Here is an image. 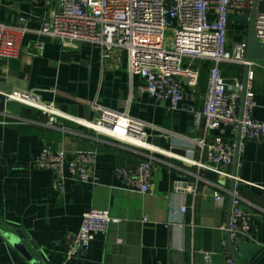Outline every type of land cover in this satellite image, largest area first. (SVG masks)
I'll return each mask as SVG.
<instances>
[{"label":"crops","instance_id":"1","mask_svg":"<svg viewBox=\"0 0 264 264\" xmlns=\"http://www.w3.org/2000/svg\"><path fill=\"white\" fill-rule=\"evenodd\" d=\"M54 7L47 0H0V22L15 24L28 18L31 30L50 20ZM230 15L228 49L247 41L250 21ZM43 44L37 48V43ZM16 59H0V88L36 91L43 103L67 116L96 121L102 106L151 124L152 149L144 150L96 135L69 120L48 124L47 114L26 108L24 117L0 111V264H228L233 260L225 227L229 220L232 179L204 175L192 162H206V153L196 142L215 137L237 140L230 127L206 130L202 116L210 62H194L199 79L185 85V99L178 112L158 102L145 91L139 75L131 76L127 52L115 50L103 58L100 47L82 44L65 48L51 39L27 34ZM254 69L253 89L257 106L254 118L264 122V61ZM224 78L245 80L246 67L222 63ZM23 74L24 77L20 78ZM12 89V90H13ZM195 109L190 112L189 108ZM36 117L27 115L28 111ZM171 134L162 137V131ZM161 139V146L154 140ZM64 150L70 159L77 153L97 150L96 183L68 179L65 193L56 188L55 175L35 166L43 148ZM151 161L154 194H142L116 178L117 167H136ZM234 164L227 168L234 173ZM236 174L239 194L251 229L247 244L261 248L252 262L264 264V142H248L239 157ZM196 185L195 194L172 191L174 181ZM105 209L122 223L112 224L106 235H96L90 250L67 261V234L78 232L82 214ZM185 208V212L182 209ZM118 240H122L118 243Z\"/></svg>","mask_w":264,"mask_h":264},{"label":"built area","instance_id":"2","mask_svg":"<svg viewBox=\"0 0 264 264\" xmlns=\"http://www.w3.org/2000/svg\"><path fill=\"white\" fill-rule=\"evenodd\" d=\"M256 0H47L55 8L50 20L40 29L31 30L28 18L20 16L15 24L0 22V59H16L19 47L27 34L51 38L65 48L82 44L100 47L103 58L115 50L127 52V68L131 76L139 75L145 91L158 102L168 103L172 112H178L185 99V85L196 86L199 72L194 62H210L202 116L206 130L230 127L237 140L215 137L210 143L204 139L196 144L206 153V162H192L198 168L235 181L234 191L219 188L216 202L224 200L223 193L232 198V213L225 227L228 237L236 242L249 235L251 225L244 211V199L239 194V179L226 171L234 164L236 150L239 157L245 154L248 142H264V122L253 116L257 106L253 89L254 69L257 61L247 59V41L236 43L228 49L230 15L237 12L251 20ZM264 1V0H260ZM257 39L264 44V13L255 19ZM38 42L36 47L41 48ZM231 63L248 68L245 80L229 83L223 76L220 64ZM244 95L243 111L241 100ZM6 101H17L48 115V124L61 125L69 120L93 131L96 135L135 148L150 150L148 129L151 124L102 106L96 121L67 116L52 105L42 102L36 91L13 89L3 93ZM190 112L195 109L190 107ZM9 115V114H8ZM12 116V115H11ZM162 131V137L171 133ZM97 150L77 153L70 159L64 150L51 151L45 147L36 157L35 166L52 171L60 195L65 193L68 179L79 183H96L94 168ZM115 176L126 187L142 194H154L151 181L152 163L145 161L136 167H117ZM172 191L195 194L196 185L177 180ZM185 212V208L182 209ZM122 223L105 209H89L82 214L80 228L67 234L66 260L85 255L95 236L106 235L112 224ZM122 240H118L121 243ZM225 245H228V243ZM228 264H235L229 260Z\"/></svg>","mask_w":264,"mask_h":264},{"label":"water","instance_id":"3","mask_svg":"<svg viewBox=\"0 0 264 264\" xmlns=\"http://www.w3.org/2000/svg\"><path fill=\"white\" fill-rule=\"evenodd\" d=\"M261 12L264 13V1L256 0L254 4V9L251 15L250 25H249V34H248V40H247V59L249 61L259 60L264 61V44H262L256 36L255 32V19L257 16V13ZM237 20L242 22H247V17H240L237 18ZM248 68H246V74H247ZM24 75L21 74L20 78H23ZM3 82L2 78H0V83ZM245 82H246V76H245ZM13 89V86L11 88H0V111L4 112L6 114L13 115L15 117L22 118L26 114V107L17 101H6L5 97L3 96V93H9ZM26 86H21L20 90H26ZM243 103H244V95L241 100V113L243 111ZM157 146H161V139L157 138L154 140ZM237 144H239V136L237 139ZM239 160V154H238V148L236 150L235 158H234V166L235 170L233 173L234 177H237L236 174V168ZM206 177L217 179V175L213 172L206 171L204 173ZM235 187V181L233 180L232 183V192L234 191ZM231 213H232V198L230 201V209H229V220L228 225L231 220ZM228 247L230 250L231 257L235 264H242L241 260L246 259L248 262H252L254 257L260 253L261 248L252 246L247 244L246 238H240L236 242L232 241L228 237Z\"/></svg>","mask_w":264,"mask_h":264},{"label":"trees","instance_id":"4","mask_svg":"<svg viewBox=\"0 0 264 264\" xmlns=\"http://www.w3.org/2000/svg\"><path fill=\"white\" fill-rule=\"evenodd\" d=\"M27 115H29L31 117H36L37 113L30 110V111L27 112Z\"/></svg>","mask_w":264,"mask_h":264}]
</instances>
